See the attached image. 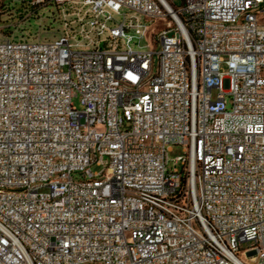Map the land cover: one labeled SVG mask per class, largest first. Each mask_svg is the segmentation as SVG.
<instances>
[{"label": "built area", "instance_id": "obj_1", "mask_svg": "<svg viewBox=\"0 0 264 264\" xmlns=\"http://www.w3.org/2000/svg\"><path fill=\"white\" fill-rule=\"evenodd\" d=\"M175 1L9 11L0 264H264V0Z\"/></svg>", "mask_w": 264, "mask_h": 264}, {"label": "rangeland", "instance_id": "obj_2", "mask_svg": "<svg viewBox=\"0 0 264 264\" xmlns=\"http://www.w3.org/2000/svg\"><path fill=\"white\" fill-rule=\"evenodd\" d=\"M22 1L23 0H0V7L3 5V7H4L3 11L7 12L5 15H0V26H6L8 23H18V24H21L22 26H24L25 28L27 27V30L32 37H35L37 34H40L45 39H52L56 35L58 36V34L60 33V29H61V23L59 20L54 21L55 16L53 15V13L58 12L56 6L50 5V6L42 8L40 11V15L43 16L42 20L37 21V20L33 19L32 25H31L30 24L31 22L25 23L22 20V18H20L17 15L10 14V12H9V11H13V10H15L17 12V10L20 9L22 6ZM27 1H31V0H27ZM175 5H176V7L181 6L182 0H176ZM40 23L43 26L42 31H37ZM161 24H162V22H158L153 27V30L158 28ZM146 40L148 41V36H147ZM145 44L146 43H144V45ZM74 104L76 106H78V108H81L79 99H75ZM183 154H184V147L181 145H174L172 147V151L169 153V157H170L171 162L176 157H179ZM92 170L95 173L100 172L102 170V167L93 166ZM75 178L77 180L80 179L79 176H76Z\"/></svg>", "mask_w": 264, "mask_h": 264}]
</instances>
